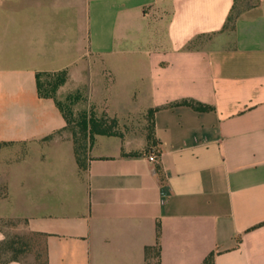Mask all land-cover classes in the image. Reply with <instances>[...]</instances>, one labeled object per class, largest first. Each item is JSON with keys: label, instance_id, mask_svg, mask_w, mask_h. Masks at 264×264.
<instances>
[{"label": "crops", "instance_id": "0c3cea01", "mask_svg": "<svg viewBox=\"0 0 264 264\" xmlns=\"http://www.w3.org/2000/svg\"><path fill=\"white\" fill-rule=\"evenodd\" d=\"M235 5L0 0V221L19 222L0 241L36 236L46 264H147L160 222L162 264H264V0L226 28ZM62 70L58 97L83 91L124 135H98L87 169L38 93Z\"/></svg>", "mask_w": 264, "mask_h": 264}, {"label": "trees", "instance_id": "16d2710c", "mask_svg": "<svg viewBox=\"0 0 264 264\" xmlns=\"http://www.w3.org/2000/svg\"><path fill=\"white\" fill-rule=\"evenodd\" d=\"M254 5L248 6L244 9L253 7ZM242 9H238V0L237 6L233 8L226 25V28L234 27V23L241 13ZM69 79L68 70H62L58 72H39L37 73V84H38V93L41 98L54 99L57 106L65 116L67 120V129H69L73 134V140L75 143V154L78 161V164L81 169H87L89 165V153L95 142V139L98 135L104 136H120L123 137V133L119 129V121L115 117H111L107 113L99 115L95 109H83L76 111L74 106L78 103L85 102V94L83 91L78 90L68 94L63 100L58 97L59 89L64 86ZM174 105H187L198 111H211L212 106L197 102L195 100H183L171 104ZM156 109H152L149 112V122L148 127V141L149 144L153 145L157 143L154 134L155 124L152 121ZM136 155V154H133ZM157 236L158 242L154 247H147L146 249V259L147 264H162L161 255L162 248L160 244L161 237V224L158 222L157 225ZM7 243V242H6ZM10 245L14 246L15 242H9ZM26 247V246H25ZM20 253L24 252L19 250ZM19 257H15L12 260H17ZM153 259L155 261H153ZM215 252H212L202 264H214ZM9 262V261H6Z\"/></svg>", "mask_w": 264, "mask_h": 264}, {"label": "rangeland", "instance_id": "374dc122", "mask_svg": "<svg viewBox=\"0 0 264 264\" xmlns=\"http://www.w3.org/2000/svg\"><path fill=\"white\" fill-rule=\"evenodd\" d=\"M259 1L260 0H238V9H244ZM84 105L85 102L81 101L74 106V109L76 111L86 109ZM149 125L150 122L147 124V129ZM18 224L19 222L16 220H2L0 221V229L10 230ZM12 241L15 242L14 246L9 243ZM19 250L24 252L20 253ZM17 256L19 258H27V264H46L43 244L36 236L10 234L4 241H0V262L10 261Z\"/></svg>", "mask_w": 264, "mask_h": 264}, {"label": "built area", "instance_id": "2783aa9c", "mask_svg": "<svg viewBox=\"0 0 264 264\" xmlns=\"http://www.w3.org/2000/svg\"><path fill=\"white\" fill-rule=\"evenodd\" d=\"M158 159H159V157L157 154H153L150 156L151 162H158Z\"/></svg>", "mask_w": 264, "mask_h": 264}]
</instances>
